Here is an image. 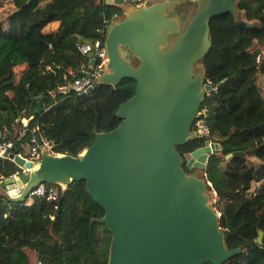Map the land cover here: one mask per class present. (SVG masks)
Returning a JSON list of instances; mask_svg holds the SVG:
<instances>
[{"label": "trees", "instance_id": "1", "mask_svg": "<svg viewBox=\"0 0 264 264\" xmlns=\"http://www.w3.org/2000/svg\"><path fill=\"white\" fill-rule=\"evenodd\" d=\"M10 1L14 10L6 28L0 26V141H11L15 131H22L19 139L15 135L12 153H22L38 135L52 144L54 154L77 157L96 134L119 126L116 113L134 96L135 81L94 85L81 98L58 89L78 78L94 44L104 47L106 22L123 13L108 0ZM233 1L237 21L230 14L211 19V48L195 63L204 81L216 88L221 84L201 104L209 111V140L220 153L210 155L199 171L207 193L215 195L225 248L240 250L223 264H264V97L256 84L259 76L264 78V59L257 64L260 52L252 50L264 47V0ZM239 22L244 23L241 31ZM53 23H58L56 31L45 32ZM204 142L193 138L176 150L184 156ZM16 171L11 161L0 160V181ZM253 185L257 188L251 191ZM44 187L46 193L56 190L55 200L33 197L26 205L27 200L12 201L0 192V264H32L33 255L41 264H107L111 235L99 223L104 211L85 183ZM258 231L263 233L261 245L256 243Z\"/></svg>", "mask_w": 264, "mask_h": 264}, {"label": "water", "instance_id": "2", "mask_svg": "<svg viewBox=\"0 0 264 264\" xmlns=\"http://www.w3.org/2000/svg\"><path fill=\"white\" fill-rule=\"evenodd\" d=\"M181 1L130 7L106 30L107 71L96 85L135 81L134 96L116 113L119 126L96 134L77 157L49 154L35 135L38 161L26 162L17 152L9 155L17 166L30 169V175L0 182V192L16 202L27 200L40 185L65 189L71 182H84L104 211L99 223L111 235L107 264H223L240 253L225 248L204 180L184 171L203 170L208 157L220 153L219 146L204 144L184 156L176 150L199 137L192 124L208 88L203 70L195 74L193 68L211 48L209 22L223 14L236 22V6L233 0H195L194 14L181 30L180 19L168 14ZM243 27V22L236 25L239 31ZM36 107L39 113V102ZM262 238L258 231L257 245Z\"/></svg>", "mask_w": 264, "mask_h": 264}, {"label": "built area", "instance_id": "3", "mask_svg": "<svg viewBox=\"0 0 264 264\" xmlns=\"http://www.w3.org/2000/svg\"><path fill=\"white\" fill-rule=\"evenodd\" d=\"M108 1H112L113 4L115 5L114 2L117 0H108ZM118 1H120L124 5H130L132 7H141L144 5V2L146 0H118ZM119 19L120 18H118L116 14L113 15L111 21L109 23L106 22L107 24L106 27L108 28L110 24L118 21ZM81 51L83 53H89V48L87 46H82ZM89 56L95 60L94 65H91L90 62L88 64H83L79 69L78 78L74 79L71 82H67L64 86L60 87L58 89L59 93L61 94L73 93L75 95H79L82 93H86L89 88H93V86L96 85V81L98 80V78H100L107 71V56L104 47H101V43L99 41H97L94 44L93 51L89 54ZM262 59H264V52H260L258 55L255 56V61L257 64H259ZM203 86L208 88L207 90H204L205 97L209 96L212 92L217 90V88L214 87L210 81L203 80ZM208 117H209L208 108L206 106L203 107L200 106L196 114V118L192 124V132L197 133L200 138L205 139L204 144L210 146L211 144L214 143L209 140L210 130L207 125ZM22 135L23 133L19 134L18 139ZM12 138L13 141L12 140L0 141V160L8 159L14 164L17 171L9 178L2 179L0 182H3L6 179H14L20 174L30 175L31 173L30 169H25L24 166L19 167L14 163L12 159H9V155L13 154L11 150L14 147L15 136H13ZM27 146H28L27 155H23V152L17 155L22 159H24L26 162L34 163L38 161L40 158V147L36 145L35 140L33 139L31 141V145H27ZM42 147H44L49 154L56 155L52 152V144L48 142H44L42 140ZM45 196L48 201L55 200L56 190L52 188L48 191V193H46L44 185L37 186L29 193L26 205H30L33 197H45ZM214 212L217 218L221 216V213L219 211L214 210ZM33 264H41V263L35 260Z\"/></svg>", "mask_w": 264, "mask_h": 264}, {"label": "rangeland", "instance_id": "4", "mask_svg": "<svg viewBox=\"0 0 264 264\" xmlns=\"http://www.w3.org/2000/svg\"><path fill=\"white\" fill-rule=\"evenodd\" d=\"M164 0H148L149 5L155 4L157 2H162ZM112 2V1H111ZM119 9H121L123 16L119 19L122 20L124 15L127 12V9L132 7L130 5H120V6H116ZM196 8V2L195 0H182L180 4H177L175 7H173L172 9H170L168 11V14L170 16H177L180 21H181V30H183V28L186 26V24L188 23V21L191 19V17L194 14ZM14 10L13 5L11 3L10 0H0V26L3 28H6V18L8 17V15H10V13ZM201 69L200 65L196 64L194 65L193 68V72L196 74L198 73V71ZM25 120L22 121V125L25 126L26 125ZM22 134V131H20L18 133V131H15V135ZM14 135V136H15ZM28 154V146H24L23 147V155H27ZM255 166H257V162L255 161ZM191 176H195L197 178L202 179L201 177V172L199 171V169L196 168H191L189 170ZM257 188L256 185H253L251 188V191H254ZM208 195V206L216 211H219V209H216L215 205L216 204V199H215V195L214 194H210L207 193Z\"/></svg>", "mask_w": 264, "mask_h": 264}, {"label": "crops", "instance_id": "5", "mask_svg": "<svg viewBox=\"0 0 264 264\" xmlns=\"http://www.w3.org/2000/svg\"><path fill=\"white\" fill-rule=\"evenodd\" d=\"M57 28H58V23H53V24L48 25L45 28V32H47V33L55 32ZM252 50H258L259 52H264V47H261L259 45H254ZM256 84H257V87H258L261 95L264 97V78L259 76ZM35 260H36V257L33 255L31 257V263L33 264Z\"/></svg>", "mask_w": 264, "mask_h": 264}, {"label": "flooded vegetation", "instance_id": "6", "mask_svg": "<svg viewBox=\"0 0 264 264\" xmlns=\"http://www.w3.org/2000/svg\"><path fill=\"white\" fill-rule=\"evenodd\" d=\"M145 5H149V2H148V0H146L145 2H144V5L143 6H145ZM133 60V58H131V61Z\"/></svg>", "mask_w": 264, "mask_h": 264}, {"label": "bare ground", "instance_id": "7", "mask_svg": "<svg viewBox=\"0 0 264 264\" xmlns=\"http://www.w3.org/2000/svg\"><path fill=\"white\" fill-rule=\"evenodd\" d=\"M35 169H37V167Z\"/></svg>", "mask_w": 264, "mask_h": 264}]
</instances>
